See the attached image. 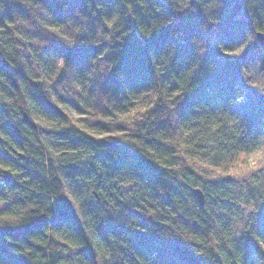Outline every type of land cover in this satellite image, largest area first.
Instances as JSON below:
<instances>
[{
	"label": "clouds",
	"instance_id": "1",
	"mask_svg": "<svg viewBox=\"0 0 264 264\" xmlns=\"http://www.w3.org/2000/svg\"><path fill=\"white\" fill-rule=\"evenodd\" d=\"M257 97L264 0H0V264H264Z\"/></svg>",
	"mask_w": 264,
	"mask_h": 264
},
{
	"label": "trees",
	"instance_id": "2",
	"mask_svg": "<svg viewBox=\"0 0 264 264\" xmlns=\"http://www.w3.org/2000/svg\"><path fill=\"white\" fill-rule=\"evenodd\" d=\"M186 32L189 34L183 40V48L186 52H191L194 45L190 42V35L196 31L195 23H188L182 25ZM172 39L170 32L158 33L152 41H139L135 39L129 40L125 46V50L122 53L124 56V64L130 71L135 72L147 59L149 49L153 47L162 46ZM88 50H69L70 55L84 57ZM215 44H210L209 47V59L214 58ZM234 78V67L230 60H226L222 64V67L217 73L209 77L205 82V87L211 86L217 89L218 94H223L230 87L231 81ZM255 103L260 106H264V97H257Z\"/></svg>",
	"mask_w": 264,
	"mask_h": 264
},
{
	"label": "water",
	"instance_id": "3",
	"mask_svg": "<svg viewBox=\"0 0 264 264\" xmlns=\"http://www.w3.org/2000/svg\"><path fill=\"white\" fill-rule=\"evenodd\" d=\"M11 179V178H10Z\"/></svg>",
	"mask_w": 264,
	"mask_h": 264
}]
</instances>
